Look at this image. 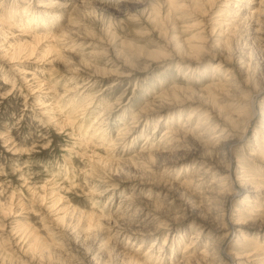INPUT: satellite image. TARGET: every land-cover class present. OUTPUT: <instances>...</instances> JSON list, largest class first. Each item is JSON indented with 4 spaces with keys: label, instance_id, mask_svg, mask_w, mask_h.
Masks as SVG:
<instances>
[{
    "label": "rangeland",
    "instance_id": "374dc122",
    "mask_svg": "<svg viewBox=\"0 0 264 264\" xmlns=\"http://www.w3.org/2000/svg\"><path fill=\"white\" fill-rule=\"evenodd\" d=\"M0 44V264H264V0H0Z\"/></svg>",
    "mask_w": 264,
    "mask_h": 264
},
{
    "label": "bare ground",
    "instance_id": "6f19581e",
    "mask_svg": "<svg viewBox=\"0 0 264 264\" xmlns=\"http://www.w3.org/2000/svg\"><path fill=\"white\" fill-rule=\"evenodd\" d=\"M250 2V1H249ZM53 3V2H52ZM51 3V4H52ZM254 3V2H253ZM252 3V4H253ZM260 3V2H259ZM258 3V4H259ZM56 4H59V3H56ZM62 4V3H61ZM250 4V3H249ZM263 4V3H262ZM53 5V4H52ZM65 6V5H64ZM249 6V5H248ZM69 7H71V6H69ZM51 9H52V6L50 7ZM72 8V7H71ZM18 12V11H17ZM70 12V11H69ZM16 13V12H15ZM11 16H15L14 15V11H13V14H8V17L10 18ZM36 17V16H35ZM13 18V17H12ZM49 18V17H48ZM32 20V19H31ZM50 21V20H49ZM9 23V22H8ZM48 23H51V22H48ZM12 24V23H11ZM22 24V23H21ZM1 25H4V23L2 24L1 23ZM10 26V25H9ZM12 27L13 26H15V25H11ZM5 27H7L6 25H5ZM11 28V27H10ZM18 28V27H17ZM47 32V31H46ZM44 35V34H43ZM48 37V36H47ZM47 37H45V38H47ZM54 37V36H53ZM44 39V37H38V36H34V39H36V41H38V40H40V39ZM52 38V37H51ZM50 38V39H51ZM38 43H39V41H38ZM0 47H1V44H0ZM5 47V46H4ZM2 49H3V47H2ZM6 54V53H5ZM2 56V55H1ZM4 57V56H3ZM71 89H73V88H71ZM74 90V89H73ZM66 91V90H65ZM72 91V90H71ZM73 92V91H72ZM255 99V98H254ZM253 99V100H254ZM255 101L256 100H254V102H252V104H251V106H252V112H251V114H252V117H254L257 113L255 112V109H254V107H255ZM250 121H252L251 119L249 120H247V122H248V124H251V122ZM165 132V131H164ZM170 133H172V132H170ZM166 134H169V132L168 131H166V133L165 134H163L162 136H163V138H164V140H169L170 138L168 137V138H165V136H166ZM170 135V134H169ZM164 140H162V142L164 141ZM170 141V140H169ZM174 143V142H173ZM170 144V143H169ZM168 145V144H167ZM172 145V144H171ZM169 146V145H168ZM155 154V153H154ZM161 155V154H160ZM159 155V156H160ZM163 156V155H162ZM161 156V157H162ZM150 158V157H149ZM204 174V173H203ZM166 190V189H165ZM112 191V190H111ZM118 193V192H117ZM232 197H235L236 196V194L235 193H233L232 195H231ZM230 196V197H231ZM131 198V197H130ZM130 199H128V201H129ZM133 200V199H132ZM134 201V200H133ZM132 202V201H131ZM121 204V203H120ZM127 206V205H126ZM142 206V205H141ZM121 208V207H120ZM139 210V209H138ZM127 212V211H126ZM125 213V212H124ZM121 217V216H120ZM150 217V216H149ZM149 217H147L148 219H149ZM132 220V219H131ZM237 221V220H236ZM147 222V221H146ZM208 226V225H207ZM233 226H237L236 224L235 225H232V227ZM112 227V226H111ZM114 227V226H113ZM210 227V226H209ZM208 227V228H209ZM123 228H125V227H123ZM127 231V230H126ZM124 234V233H123ZM122 234V235H123ZM125 237V236H124ZM129 239H138V235H136V234H132V235H130V238ZM226 239V238H225ZM225 241V240H224ZM191 245V244H190ZM214 245V244H213ZM215 246H217V245H215ZM254 246H255V244H254ZM216 248H218V247H216ZM206 249V248H205ZM213 249H215V248H213ZM213 249H210L209 248V251H212ZM262 249V247H260L259 246V244L258 245H256L255 246V248H254V250H261ZM204 251V250H203ZM219 251V250H218ZM224 251V250H223ZM208 252V251H207ZM256 252V251H255ZM216 253V252H215ZM212 254V253H211ZM217 255V254H216ZM220 255V254H219ZM264 255V254H263ZM192 256V255H191ZM135 260V259H134ZM234 260L236 261L237 259H233L232 258V255L229 253V252H222V257H221V259L219 260V262L220 263H222V264H236L235 262H234ZM228 262V263H227ZM240 262V261H239Z\"/></svg>",
    "mask_w": 264,
    "mask_h": 264
}]
</instances>
